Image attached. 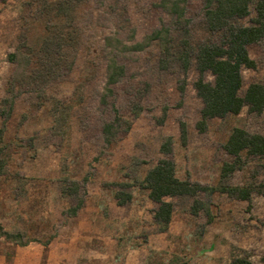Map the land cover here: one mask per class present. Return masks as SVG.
Here are the masks:
<instances>
[{
    "label": "rangeland",
    "instance_id": "374dc122",
    "mask_svg": "<svg viewBox=\"0 0 264 264\" xmlns=\"http://www.w3.org/2000/svg\"><path fill=\"white\" fill-rule=\"evenodd\" d=\"M162 1L0 0V224L30 240L20 245L0 234V264H264L261 193L249 200L224 192L167 197L170 224L155 219L159 204L144 178L159 159H173L181 179L215 186L232 160L224 149L232 129L264 135V111L248 105L199 130L196 53L224 36L208 28L205 0H187L185 20ZM255 16L251 4L237 22L250 25ZM161 28L170 30L167 46L150 38ZM114 39L126 48L111 50ZM18 48L34 62L12 87L19 64L9 54ZM248 50L257 65L242 68L241 95L250 83H264V39ZM109 55L125 72L105 102ZM108 123H116L110 141ZM168 137L171 153L161 150ZM243 159L223 183H264L262 159ZM117 191L131 199L119 204ZM195 199L210 217L192 212Z\"/></svg>",
    "mask_w": 264,
    "mask_h": 264
},
{
    "label": "trees",
    "instance_id": "16d2710c",
    "mask_svg": "<svg viewBox=\"0 0 264 264\" xmlns=\"http://www.w3.org/2000/svg\"><path fill=\"white\" fill-rule=\"evenodd\" d=\"M187 0H163V6L178 19L185 20ZM251 4L255 5L256 16L250 25L239 24V19L250 14ZM205 17L208 28L211 31L223 34L224 38L220 43H207L198 47L196 53L197 67L200 72L199 79L195 83L198 95L203 101L201 118L197 123L200 131H205L208 123L213 118H225L230 114H238L246 105L252 111L260 113L264 111V83L252 82L247 87L245 94L240 91L243 86L242 68H255L257 63L250 56L248 46L252 43L264 39V0H205ZM168 28H161L154 31L150 38L159 40L161 44L169 43ZM116 43H110L111 50L124 49L122 41L114 39ZM165 52L169 48L165 47ZM13 62H18V69L11 79L12 87L26 77L27 70L34 60L29 52L18 48L9 54ZM185 66L189 62L188 54L182 57ZM125 69L116 58L109 55L107 60V83L103 100L112 93L111 85L115 84L124 75ZM211 73L214 81H208L206 74ZM12 90V89H11ZM9 108L12 109L15 103L13 96L7 99ZM118 120V119H117ZM116 124V123H115ZM108 123L104 126V134L108 141L110 135L115 133L116 125ZM181 136L186 141L187 126L181 124ZM173 139L168 137L161 145V150L165 153L172 152ZM224 149L232 157L231 161L225 162L221 170V182L217 185H203L190 179H181L177 176L176 162L171 158H161L146 174L144 185L149 189V197L159 204L155 213L158 223L167 227L174 211V205L167 197L176 196H197L205 193L212 196L216 192H224L230 196L249 200L254 192L264 195V183L253 186L228 185L224 182L236 170L243 167L244 157L253 156L262 159V169L264 173V135L256 132H249L242 127H235L230 132ZM5 174V161L0 156V177ZM78 190L77 181H72ZM125 185V183L123 184ZM116 197L119 204H126L131 199L130 193L117 191ZM83 200L73 207L74 214L81 208ZM204 209L209 217L211 211L205 208L204 202L195 199L191 210L198 214ZM0 234L7 240L20 245H27L30 240H23L21 235L10 232L0 224ZM47 244V242L45 243ZM235 261L233 264H238ZM244 264H251L248 260H242Z\"/></svg>",
    "mask_w": 264,
    "mask_h": 264
}]
</instances>
